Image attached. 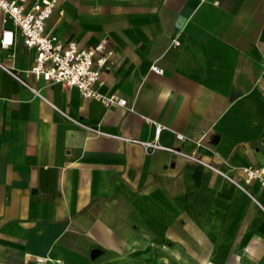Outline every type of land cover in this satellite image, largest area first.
Segmentation results:
<instances>
[{"label": "crops", "instance_id": "1", "mask_svg": "<svg viewBox=\"0 0 264 264\" xmlns=\"http://www.w3.org/2000/svg\"><path fill=\"white\" fill-rule=\"evenodd\" d=\"M3 18L29 85L0 66V264H264V183L236 167H264V0H59L48 28L106 38L97 88L127 105L36 77Z\"/></svg>", "mask_w": 264, "mask_h": 264}, {"label": "built area", "instance_id": "2", "mask_svg": "<svg viewBox=\"0 0 264 264\" xmlns=\"http://www.w3.org/2000/svg\"><path fill=\"white\" fill-rule=\"evenodd\" d=\"M58 3L59 0H33L30 3H28V0H0V12L4 15V21L8 18L12 19L20 29L25 44L36 51L35 62L29 68V71L34 73L36 77L42 76L51 83L59 82L67 87H78L84 96L97 98L107 106L127 105V98L117 94H105L97 88V85L101 83L103 70L110 67L112 63L113 50L108 47L106 38H102L92 46L83 47L74 41L64 42L51 28H48V20L53 15ZM5 33L12 34L10 37V41H12L13 31L7 30ZM3 43L7 44L5 39H3ZM179 44L180 40L174 38L173 45ZM0 66L8 69L29 85L2 62H0ZM152 69L158 73L164 72V68L156 63L152 65ZM72 119L96 134L105 133L100 128L83 123L75 118ZM178 137L184 138V134L179 133ZM140 142L147 147H165L155 141ZM168 148L202 161L201 158L183 152L181 149ZM236 167L244 170L247 180L251 181L258 178L264 183V167L252 165ZM221 172L229 176L228 173ZM42 259V257H39V260Z\"/></svg>", "mask_w": 264, "mask_h": 264}, {"label": "water", "instance_id": "3", "mask_svg": "<svg viewBox=\"0 0 264 264\" xmlns=\"http://www.w3.org/2000/svg\"><path fill=\"white\" fill-rule=\"evenodd\" d=\"M235 94H236V92H233V96H235ZM216 141H217V136H215V137L213 138V142H216ZM99 252H100V249H99V248H94V249L92 250V255L95 256V255H97Z\"/></svg>", "mask_w": 264, "mask_h": 264}]
</instances>
